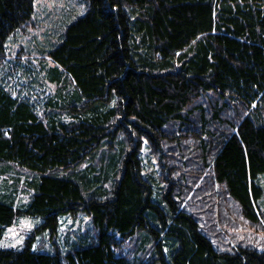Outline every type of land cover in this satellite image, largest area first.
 Returning a JSON list of instances; mask_svg holds the SVG:
<instances>
[{
	"label": "trees",
	"instance_id": "16d2710c",
	"mask_svg": "<svg viewBox=\"0 0 264 264\" xmlns=\"http://www.w3.org/2000/svg\"><path fill=\"white\" fill-rule=\"evenodd\" d=\"M87 1L47 52L48 80L63 72L72 86L65 95L40 108L0 85V170L32 172L25 204L0 195V238L19 216L54 235L61 215L80 211L92 235L64 251L0 247V264H264L255 246L214 244L176 192L204 172L258 222L264 0ZM32 3L0 0V56ZM143 140L175 152L163 176L144 173ZM137 236L155 258L122 252Z\"/></svg>",
	"mask_w": 264,
	"mask_h": 264
},
{
	"label": "rangeland",
	"instance_id": "374dc122",
	"mask_svg": "<svg viewBox=\"0 0 264 264\" xmlns=\"http://www.w3.org/2000/svg\"><path fill=\"white\" fill-rule=\"evenodd\" d=\"M87 4V0H33L32 15L5 42V52L0 56V85L12 96L36 102L40 108L48 99L65 95L67 88L71 89L72 86L64 85L61 67H58L62 72L59 80H48L47 69H51L55 63L47 52L61 38L65 26L84 13ZM162 151L163 156H160L152 152L146 140L142 141L140 154L144 173L149 171L164 175L166 156L174 158L175 152L170 153L166 146ZM179 163L173 162V165L178 167ZM189 169L191 170L190 167ZM207 171L211 174L210 167ZM31 176V171L15 165L9 170H0V195L9 196L14 205L25 204L31 190L25 188L24 181ZM257 182L263 188V194L256 204L257 223L244 219L235 202L224 197L225 193L221 191L223 187L218 189L213 179L204 172L198 174L183 191L177 189L176 192L182 198L181 206L197 216L201 229L218 247L246 243L264 250V174L257 177ZM215 203L218 208L213 207ZM41 222L40 217H17L12 225L5 228L0 238V247H12L14 244L15 247H20L29 241L32 248L52 250L58 247L60 251H64L71 245L80 244L82 235H89L92 231L89 216L82 211L75 216L61 215L54 235L48 230L37 231ZM125 243L122 252L131 260L142 258L148 262L147 259L156 257L151 252V246L140 244L139 236ZM62 264L65 262L62 261Z\"/></svg>",
	"mask_w": 264,
	"mask_h": 264
},
{
	"label": "snow or ice",
	"instance_id": "6c2138e0",
	"mask_svg": "<svg viewBox=\"0 0 264 264\" xmlns=\"http://www.w3.org/2000/svg\"><path fill=\"white\" fill-rule=\"evenodd\" d=\"M11 231V230H9ZM20 241H17V243H19ZM5 247L9 246V245H4ZM12 247H15V244L14 245H11Z\"/></svg>",
	"mask_w": 264,
	"mask_h": 264
}]
</instances>
